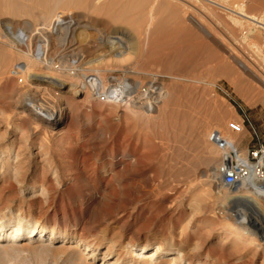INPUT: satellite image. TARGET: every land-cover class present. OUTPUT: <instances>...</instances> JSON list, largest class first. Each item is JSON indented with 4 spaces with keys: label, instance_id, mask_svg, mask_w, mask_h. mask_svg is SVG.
<instances>
[{
    "label": "rangeland",
    "instance_id": "1",
    "mask_svg": "<svg viewBox=\"0 0 264 264\" xmlns=\"http://www.w3.org/2000/svg\"><path fill=\"white\" fill-rule=\"evenodd\" d=\"M13 1L0 0V232H46L0 244V264H144L157 248L156 264H264L259 225L256 241L232 230L238 214L264 224V196L217 180L210 142L264 150V0ZM127 81L131 96L107 97ZM251 198L261 210L239 204Z\"/></svg>",
    "mask_w": 264,
    "mask_h": 264
},
{
    "label": "bare ground",
    "instance_id": "2",
    "mask_svg": "<svg viewBox=\"0 0 264 264\" xmlns=\"http://www.w3.org/2000/svg\"><path fill=\"white\" fill-rule=\"evenodd\" d=\"M15 1V0H14ZM13 1V2H14ZM3 3V2H2ZM15 3V2H14ZM19 3V2H18ZM4 6V5H3ZM12 6V5H11ZM190 21L207 37V38H213L211 37L204 29L202 26L198 25L197 23H195V21H197V19H193V18H190ZM60 23L63 24V21H59ZM6 28V27H5ZM7 30H9V27L6 28ZM40 34V33H39ZM55 34L63 37L64 39H67V38H70L71 39H68L67 40V44H71V43H74L73 41V37H74V31L72 29H65L64 27H58L56 28L55 30ZM213 40V39H212ZM106 43L110 46V50H117V49H120L123 45V43L121 42V40L119 38H116V37H109L107 40H106ZM216 44V43H215ZM221 45V44H220ZM73 46V45H72ZM119 47V48H117ZM223 49V48H222ZM225 51V50H223ZM227 52H229L227 50ZM226 52V53H227ZM231 54V53H230ZM228 55V54H227ZM116 57H119L121 56V54L117 53L115 54ZM239 66H242L241 63L235 59L234 57H231ZM100 61V60H99ZM98 61V62H99ZM245 67V66H244ZM242 67V68H244ZM244 71L249 75L251 76L252 78L254 79H257L250 71H248L247 69L244 68ZM45 78V77H44ZM44 82H47V83H50L52 85H56V86H59V87H65V85L63 84H60L58 82H55V81H51V79L49 80V78L45 79ZM95 87L96 90H99L100 89V83L96 80H92L91 81ZM153 85V84H152ZM155 85V84H154ZM153 85V86H154ZM157 85V84H156ZM93 87V88H94ZM156 87V86H155ZM112 90L114 91L112 94H110L111 96H107L109 99H112L114 101H118V102H122L124 101L125 98L131 96V94L134 93V91L137 89V86L134 84V83H129L128 81L124 84H122V86H118L115 82L112 84L111 86ZM115 88V89H113ZM161 96L164 97V94H163V91L160 87H156L155 89H153V94L151 95V98L154 99L153 97H155L154 101H158V98ZM111 97H114V98H111ZM149 102V101H148ZM147 102V103H148ZM151 102V101H150ZM30 103V106L32 105L31 108H34L32 109L33 112H35L38 116H40L41 118H44L45 120L48 119L51 120V121H54L56 119H60V117L62 116L61 113H56V112H51V111H48V112H42L40 110H35V107H33V104L31 102ZM152 104V103H151ZM156 104V103H155ZM29 105V104H28ZM145 109H147L148 111L150 112H154V108L152 107V105L148 104ZM245 184H251L253 185V188L254 190L256 191V194H260L261 196H264V183H262V181H259V182H255L254 180L253 181H248V182H245ZM37 188V185L34 183L31 185L30 188H28V191L30 190H35ZM259 195V196H260ZM239 200V199H238ZM239 204H245L247 205L248 207L250 208H254V210L256 209H260V205L258 204L257 200L254 199V198H251V199H244L243 201H239ZM246 207V206H245ZM244 208V207H243ZM242 208V209H243ZM241 209V208H240ZM248 209V208H246ZM238 213H240L238 211ZM257 213V211H256ZM246 215V214H245ZM243 216L242 214H238L237 215V224L236 226H234L232 228L233 231H235L237 234L239 235H243V236H246V237H249L252 241H256L258 240L257 237H255V234L253 232H251V228L253 227H257L259 225V228H261L263 231H264V224H260L259 222L255 221L252 219V221L248 220L246 216ZM264 218V217H263ZM46 232V229L44 227H23V222H18V225L14 228V231L12 232V234H4L3 232H0V244L2 243H7V242H13V241H18V240H26V241H31V240H35L38 242H41V238H43V235L44 233ZM53 234H55V231H53ZM69 236H63L62 239L63 240H66L68 239ZM61 239V238H60ZM58 238H51L50 240H60ZM262 242H264V236L260 239ZM145 248L142 247L140 249L137 250V252H142L144 251ZM161 249L157 248L154 252H152L151 254H149L148 256H146L144 258L145 262L144 264H156V261L158 260L159 258V252H160ZM180 255V254H179ZM181 256V255H180ZM91 257V256H90ZM89 257V258H90ZM180 258H175L174 259V262L173 264H177L178 260ZM125 264V263H124Z\"/></svg>",
    "mask_w": 264,
    "mask_h": 264
},
{
    "label": "built area",
    "instance_id": "3",
    "mask_svg": "<svg viewBox=\"0 0 264 264\" xmlns=\"http://www.w3.org/2000/svg\"><path fill=\"white\" fill-rule=\"evenodd\" d=\"M210 142L222 154L221 162L215 167L213 176L228 190L233 191L249 180L264 181L263 149L244 156L238 146L219 131L212 133Z\"/></svg>",
    "mask_w": 264,
    "mask_h": 264
}]
</instances>
